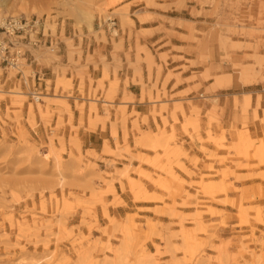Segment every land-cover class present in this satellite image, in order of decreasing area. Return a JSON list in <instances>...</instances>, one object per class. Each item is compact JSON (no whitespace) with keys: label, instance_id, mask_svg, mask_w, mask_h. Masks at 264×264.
<instances>
[{"label":"rangeland","instance_id":"obj_1","mask_svg":"<svg viewBox=\"0 0 264 264\" xmlns=\"http://www.w3.org/2000/svg\"><path fill=\"white\" fill-rule=\"evenodd\" d=\"M108 3L0 0V26L41 19L66 53L0 68V264H264V0ZM31 62L53 70L38 102Z\"/></svg>","mask_w":264,"mask_h":264},{"label":"built area","instance_id":"obj_2","mask_svg":"<svg viewBox=\"0 0 264 264\" xmlns=\"http://www.w3.org/2000/svg\"><path fill=\"white\" fill-rule=\"evenodd\" d=\"M115 18H108L104 22H98V27L112 34L116 30ZM60 43L50 33L44 34V22L36 17L8 18L0 26V68L5 71H17L16 75L22 79L21 60L27 61L29 50L44 48L50 52L60 51ZM30 57V56H29ZM32 64V62L30 63ZM44 74L42 72L33 75L34 92L29 94L34 101H39L37 90H45L42 88Z\"/></svg>","mask_w":264,"mask_h":264},{"label":"crops","instance_id":"obj_3","mask_svg":"<svg viewBox=\"0 0 264 264\" xmlns=\"http://www.w3.org/2000/svg\"><path fill=\"white\" fill-rule=\"evenodd\" d=\"M91 42L94 45V41H91ZM123 47L125 49L127 48V42L126 41H124ZM107 50H108L107 51L108 55H110V53H111V46L110 45L108 46ZM60 53H62V54H60V57H62V61L65 62L66 61V53H65V48L61 42H60ZM98 67H99L98 70H94L93 65L91 64V65H89V70H87L88 73L94 79L100 78V75L102 73L101 72L102 70H100L101 66L99 64H98ZM31 68L33 69V70H31L33 75L35 73H38V72H42L44 74L43 81H45V79H47L48 77H50V78L53 77V70H38L36 64H34V63L31 64ZM109 71L111 74L110 76H112L113 70H109ZM117 72H118V76L121 78L122 81L124 80L125 77H128V79L130 80L128 90L131 92L132 95L136 96V99L138 100L139 96H140V88L138 85H134L131 82L132 74H133L132 70H118ZM155 75L156 74L154 72L152 75V82L155 79ZM142 77H143L144 83L147 84V82H148L147 70H143ZM136 81H137V79H136ZM129 105H132V104H129ZM134 105L136 106V108H138L140 104H139V102H136V103H134ZM77 123H78L77 119H76V117H74V122L72 124L73 127L76 128ZM116 131H117V138L120 141H122V127L120 125L117 126ZM61 133H63L66 138H68V136H70V135L72 136L74 134V133H71L70 127L67 124L62 129ZM77 136H78V139L81 141L82 153L86 152V151H90V152H95L96 154H99L106 141L109 142V144H112V145L114 144L113 137L111 136L110 123H107L105 125L104 129H101V127L98 126L95 131H90V132L86 131L85 127H82L77 131ZM66 150H67V152H69L70 149L67 148Z\"/></svg>","mask_w":264,"mask_h":264},{"label":"bare ground","instance_id":"obj_4","mask_svg":"<svg viewBox=\"0 0 264 264\" xmlns=\"http://www.w3.org/2000/svg\"><path fill=\"white\" fill-rule=\"evenodd\" d=\"M120 0H109L108 5L113 6L115 3H118ZM2 22V21H1ZM89 28H92L91 23L89 24ZM114 33V32H113Z\"/></svg>","mask_w":264,"mask_h":264}]
</instances>
